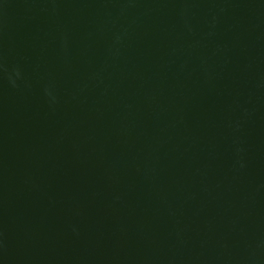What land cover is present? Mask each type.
I'll use <instances>...</instances> for the list:
<instances>
[{
    "label": "water",
    "instance_id": "95a60500",
    "mask_svg": "<svg viewBox=\"0 0 264 264\" xmlns=\"http://www.w3.org/2000/svg\"><path fill=\"white\" fill-rule=\"evenodd\" d=\"M0 264H264V0H0Z\"/></svg>",
    "mask_w": 264,
    "mask_h": 264
}]
</instances>
